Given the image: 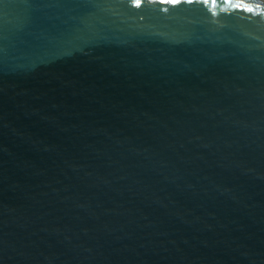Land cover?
<instances>
[{"label":"water","instance_id":"95a60500","mask_svg":"<svg viewBox=\"0 0 264 264\" xmlns=\"http://www.w3.org/2000/svg\"><path fill=\"white\" fill-rule=\"evenodd\" d=\"M0 264H264V0H0Z\"/></svg>","mask_w":264,"mask_h":264},{"label":"snow or ice","instance_id":"6c2138e0","mask_svg":"<svg viewBox=\"0 0 264 264\" xmlns=\"http://www.w3.org/2000/svg\"><path fill=\"white\" fill-rule=\"evenodd\" d=\"M137 2H139V0H137Z\"/></svg>","mask_w":264,"mask_h":264}]
</instances>
